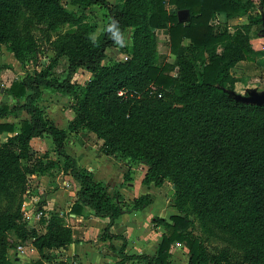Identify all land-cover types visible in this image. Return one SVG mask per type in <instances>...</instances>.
I'll use <instances>...</instances> for the list:
<instances>
[{"label":"trees","instance_id":"1","mask_svg":"<svg viewBox=\"0 0 264 264\" xmlns=\"http://www.w3.org/2000/svg\"><path fill=\"white\" fill-rule=\"evenodd\" d=\"M64 3L104 8L107 21L96 36L85 26L58 37L49 64L5 87L11 99L0 101V119L21 111L28 117L0 120V203L9 198L1 210L0 229L14 226L8 207L14 193L24 190L27 175L55 169L76 182L71 211L79 213L87 206L109 218L102 236L122 239L121 262L137 257L145 264H169L171 244L177 241L188 248L187 264H230L229 252L207 251L188 231L182 210L189 198L213 235L238 239L235 264H264V103L238 98L230 72L237 61L256 54L249 31L255 25L254 34L260 35L264 0H0V44L23 62L37 44L35 36L16 23L21 7L57 15L66 11ZM180 8L189 11L187 20L178 19ZM218 13L246 14L248 21L230 30L218 21ZM127 28L130 55L103 62L107 48L117 45ZM162 28L175 58L157 63L156 29ZM61 55L67 59L65 73L53 75L52 66ZM79 67L91 72L84 85L71 80ZM43 88L71 97L74 115L66 126H58L38 104ZM90 100L99 106V117L89 114ZM85 128L105 140V154L128 158L124 181L133 179L134 161H143L142 183L162 185L167 178L173 182L177 213L169 220L155 216L164 231L154 255L123 253L125 236L111 231L119 215L148 205L151 193L129 201L120 189H109L80 166L66 147L72 134ZM43 136L54 144L53 157L31 148L32 139ZM44 223V231L31 227L23 236H31L41 255L71 241L70 228L57 212ZM8 248L0 242V264H17Z\"/></svg>","mask_w":264,"mask_h":264},{"label":"rangeland","instance_id":"2","mask_svg":"<svg viewBox=\"0 0 264 264\" xmlns=\"http://www.w3.org/2000/svg\"><path fill=\"white\" fill-rule=\"evenodd\" d=\"M115 1V0H110ZM255 2L257 0H254ZM65 12L61 14H40L30 11L28 8L21 7L19 14L16 17V23L20 26V29L29 30L36 38L37 48L33 53H28L25 56L23 62H20L15 56L7 49L5 44H0V89L3 86V90H0V101L10 99L5 93L4 85L9 86L11 81L14 78L20 77L27 71L40 70L47 64L51 62L56 54L55 44L57 43V38L79 31L85 26L92 29L90 30L93 36H96L105 25L107 21L106 10L98 6H89L87 8H82L78 5L64 3ZM236 20V21H234ZM248 21V18L243 15L241 18H234L230 21V30H233L234 26L243 24ZM263 22V17H261V23ZM253 25L250 28V36L253 39L254 36L257 37L259 34H254ZM23 31V30H22ZM157 55L155 61L160 63L161 61H173L174 54L169 51L168 47V37L165 30H157ZM131 29L127 28L126 31L120 36L119 43L114 46H110L106 50V58L103 62H109L112 60L125 59L129 56L128 49L126 45L131 42ZM254 48L256 49V54L250 59L245 58L239 60L230 68V72L235 76L236 81L234 84V91L237 94L255 97L264 94V40L259 38L257 41L251 42ZM67 66V59L64 55L58 56L57 60L52 66V74L57 76H62L65 73ZM176 67L172 70L175 73ZM91 77V72L83 69L77 68L73 73L72 81L76 82L79 85H84ZM118 93V92H117ZM119 94V93H118ZM38 104L41 105L48 116L58 125L66 126L68 120L74 115L73 108L69 105L72 103L70 96H66L63 93L53 89V88H43L41 97L38 99ZM91 108L89 114L95 117H99L100 108L97 106L94 101L90 100L89 102ZM27 114L23 111L19 115H14L9 117L20 120L22 116ZM15 121V122H16ZM41 138H44L41 137ZM73 139V143L70 140ZM39 141V142H38ZM38 141L31 142V148L37 150L38 153L47 151L51 157L54 156L52 149H49L51 146V140L40 139ZM105 140L102 137H98L97 133L90 129H81L79 132L72 134L68 141V146L71 150L76 151L80 149L84 152H92L90 149L94 148L96 150H103ZM39 145H48V149ZM38 146L39 148H36ZM31 149V150H32ZM117 158V157H116ZM127 157L124 158L120 156L117 158L120 161L119 169L117 174L124 173L128 163ZM144 164L143 161H134L132 164L131 170L132 178L134 177V172L137 167L139 168L140 164ZM144 171L146 167H143ZM56 172L54 169L52 175ZM58 172V171H57ZM61 172V171H59ZM117 174H114L108 182L111 184V188L120 187L121 183H116ZM64 176L65 174L62 173ZM123 175V174H122ZM64 178V177H63ZM37 174H28L27 180L25 182V188L23 191L17 190L14 193L13 202L9 211L14 215V226L9 228L0 229V242H2L8 248V256L11 259H14L12 251L17 244H24L30 246V243L33 242L31 236L24 237L28 232V229H34L42 231L44 229V221L49 218L48 214L57 212L61 207L56 206L55 208L46 210L42 207V202L44 199L41 192L46 190V187H39L37 184ZM165 185L162 187L161 196L167 197V205H172L174 201V184L167 178L165 180ZM163 183V184H164ZM123 184H126L123 182ZM129 186V185H127ZM67 187V186H66ZM70 189L76 190V183H70L68 185ZM121 190V189H120ZM8 197H3V200L0 203V216L2 207L8 203ZM45 202V201H44ZM70 203L66 202L62 209L66 213V217L69 218L68 212L70 211ZM41 206L43 208V214L38 218L36 215V210ZM184 209L182 210L183 214L187 216V229L188 231L199 238L202 246L206 248L209 252H216L217 254H224L229 252V263L235 264L238 258V248L237 246L238 239L236 237H231L229 240L221 239L213 235L207 225H205L201 219L200 213H198L193 205L191 199H187L183 205ZM26 213L30 214V217L26 216ZM50 214V216H51ZM63 223L67 222L64 220ZM36 225V226H35ZM42 225V226H41ZM40 226V227H39ZM183 244V242H181ZM185 246V244H184ZM189 253V252H188ZM32 264H38L37 261L33 260ZM174 264V263H173ZM175 264H187L185 263L184 258H180L179 261H176ZM221 264H225L222 262Z\"/></svg>","mask_w":264,"mask_h":264},{"label":"crops","instance_id":"3","mask_svg":"<svg viewBox=\"0 0 264 264\" xmlns=\"http://www.w3.org/2000/svg\"><path fill=\"white\" fill-rule=\"evenodd\" d=\"M186 10L185 8L177 9V13H181V16H178V14L177 16L182 18V20H187ZM260 11L262 17V14L264 15V10ZM243 15L247 17L246 14L226 17L223 13H218L217 18L220 23H226L230 29V21L234 18H241ZM157 30L160 29H156V31ZM161 30L166 31L164 28ZM166 34L168 37L167 31ZM261 37L264 40L262 31L260 35H257V37L254 36L250 41L254 43V41H257ZM187 42L188 39L185 38L183 43ZM4 87H7V85H4ZM19 113L16 115H19ZM13 116L14 114H10L6 118L0 120L16 121V119L9 118ZM25 117H28V114L22 116V118ZM40 139L51 140L50 137L44 136V138H33L32 141H38ZM70 142L73 143V139L70 140ZM39 146L48 149V145ZM53 147L54 144L51 140L49 149H53ZM36 148L39 147L36 146ZM66 149L77 157L80 166H84L93 172L95 179L106 182L109 189L112 187L111 184L109 185L110 182L108 181L114 174H117L119 165H121L120 161H118L114 155L105 154L103 151L94 148L90 149L92 152H84L80 149L73 151L67 145ZM143 167H146V165L141 163L139 168L137 167V169H135L133 179L126 181L125 185L123 184V182L125 183L123 180V173L117 174L116 183H121L119 189H121L120 191L129 201H131L133 197L145 192L151 193L153 199L148 205L141 209L124 212L119 215L115 219L111 231L125 236L126 245L123 249V253L129 255L147 254L152 256L156 252L161 235L164 231L163 224L156 222L155 216H162L169 220V215L177 213V210L172 205L169 206L166 204V196L162 197L160 195L165 183L162 185H154L153 183L144 184L141 182L144 174ZM71 181L72 183L75 182L73 178L67 175L63 176L62 172L56 171L53 175L52 173L37 174L38 186L46 187V190L41 192L45 199L41 204L42 207L46 210L55 208L56 206L61 207L58 214L62 218V221L63 217L65 218L64 220L67 221L63 224L70 228L71 241L65 246L44 249L43 253H45V255H41V251L31 242L30 246L25 245V251L22 255L18 256L16 251L13 250V258L17 264H32L33 260L37 261L38 264H145L144 259L137 257L126 259L123 262L120 261L121 256L118 249L121 247L122 239H109L108 237L102 236L104 226L109 220L108 217L95 215L87 206H84L79 213H75L71 211L72 205H70V211L68 212L69 218L66 217L67 214L64 213L62 207L66 202L70 203L73 201L76 196V190H72L68 187ZM50 214L51 213L48 214L49 217ZM42 231H44V229ZM110 243L113 244V246H110ZM170 253L169 264H175L180 258H184L185 263L188 262L189 253L187 246H184V242L183 244L177 241L173 242L170 247Z\"/></svg>","mask_w":264,"mask_h":264},{"label":"water","instance_id":"4","mask_svg":"<svg viewBox=\"0 0 264 264\" xmlns=\"http://www.w3.org/2000/svg\"><path fill=\"white\" fill-rule=\"evenodd\" d=\"M186 12V14H187V17L189 16V11L188 10H186L185 11ZM178 14V16H181L180 14V12H178L177 13ZM262 17H263V22H262V28H261V31H262V35L264 36V15L262 14ZM178 19L179 20H182V18H180V17H178ZM0 90H3V86L1 87V89ZM237 97L238 98H242V99H252V100H255V101H257V102H260V103H264V94H262V95H259V96H255V97H250V96H245V95H240V94H237Z\"/></svg>","mask_w":264,"mask_h":264},{"label":"built area","instance_id":"5","mask_svg":"<svg viewBox=\"0 0 264 264\" xmlns=\"http://www.w3.org/2000/svg\"><path fill=\"white\" fill-rule=\"evenodd\" d=\"M118 93L122 94V90H119ZM41 214H43V208L41 206H39L38 209L36 210V215L35 216H37L39 218ZM26 216L30 217L31 215L26 213ZM13 250L16 251V254L18 256L22 255V254H24V251H25V245L24 244H17L13 248ZM14 251H12V254H13Z\"/></svg>","mask_w":264,"mask_h":264}]
</instances>
